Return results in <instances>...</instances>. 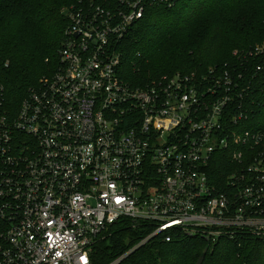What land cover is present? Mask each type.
Here are the masks:
<instances>
[{
	"label": "built area",
	"instance_id": "obj_1",
	"mask_svg": "<svg viewBox=\"0 0 264 264\" xmlns=\"http://www.w3.org/2000/svg\"><path fill=\"white\" fill-rule=\"evenodd\" d=\"M180 1L77 0L63 8L54 68L15 108L0 88V264H92L121 219L150 232L108 264L173 231L264 242V126L251 88L264 64H248L264 45L202 72L128 76L121 65L131 26Z\"/></svg>",
	"mask_w": 264,
	"mask_h": 264
},
{
	"label": "trees",
	"instance_id": "obj_2",
	"mask_svg": "<svg viewBox=\"0 0 264 264\" xmlns=\"http://www.w3.org/2000/svg\"><path fill=\"white\" fill-rule=\"evenodd\" d=\"M77 0H0V88L14 106L30 86L57 62L67 18L63 8ZM264 45V0H181L166 8L154 6L121 40L122 67L128 76L181 70L202 72L215 63L239 65L248 50ZM237 53H233V51ZM250 73L264 64V53L248 56ZM241 70L242 68H238ZM252 79L257 109L264 126V70ZM227 160L210 167L220 182ZM150 232L127 219L112 224L91 253L92 264H108L138 244ZM150 238L118 264H264V242L253 237L221 240L212 245L179 231Z\"/></svg>",
	"mask_w": 264,
	"mask_h": 264
}]
</instances>
